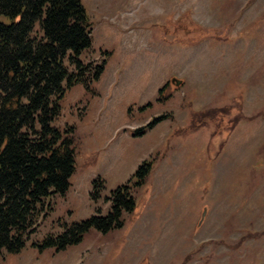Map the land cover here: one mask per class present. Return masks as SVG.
I'll return each instance as SVG.
<instances>
[{
	"label": "rangeland",
	"instance_id": "1",
	"mask_svg": "<svg viewBox=\"0 0 264 264\" xmlns=\"http://www.w3.org/2000/svg\"><path fill=\"white\" fill-rule=\"evenodd\" d=\"M81 3L91 43L79 58L104 64L91 91L65 92L53 123L74 128L69 187L0 264H264V0ZM121 185L134 207L120 228L58 252L32 245L105 216Z\"/></svg>",
	"mask_w": 264,
	"mask_h": 264
},
{
	"label": "trees",
	"instance_id": "2",
	"mask_svg": "<svg viewBox=\"0 0 264 264\" xmlns=\"http://www.w3.org/2000/svg\"><path fill=\"white\" fill-rule=\"evenodd\" d=\"M90 29L81 0H0V253L17 254L37 218L49 210L50 199L69 187L74 128L53 123L65 92L76 84L91 91L90 83L103 70L104 60L91 66L79 58L90 46ZM149 168V162L137 166L132 186L143 183ZM92 183L95 201L101 184ZM104 200L110 204L105 216L94 209L87 219L32 245L58 252L80 242L90 229L106 233L120 228L121 213L133 211L130 188L121 185Z\"/></svg>",
	"mask_w": 264,
	"mask_h": 264
},
{
	"label": "water",
	"instance_id": "3",
	"mask_svg": "<svg viewBox=\"0 0 264 264\" xmlns=\"http://www.w3.org/2000/svg\"><path fill=\"white\" fill-rule=\"evenodd\" d=\"M169 83L171 85H173L174 87H177L181 83V81L176 79V78H174V77H172V78H170ZM204 213H205V209L202 210L200 218H199V220L196 223V226H199L200 223L202 222Z\"/></svg>",
	"mask_w": 264,
	"mask_h": 264
}]
</instances>
